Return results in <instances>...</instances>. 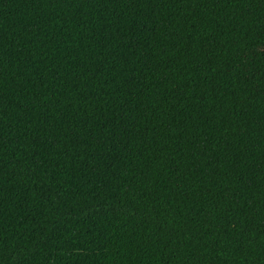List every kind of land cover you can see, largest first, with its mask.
I'll use <instances>...</instances> for the list:
<instances>
[{
  "label": "trees",
  "instance_id": "obj_1",
  "mask_svg": "<svg viewBox=\"0 0 264 264\" xmlns=\"http://www.w3.org/2000/svg\"><path fill=\"white\" fill-rule=\"evenodd\" d=\"M0 264H264V0H0Z\"/></svg>",
  "mask_w": 264,
  "mask_h": 264
}]
</instances>
